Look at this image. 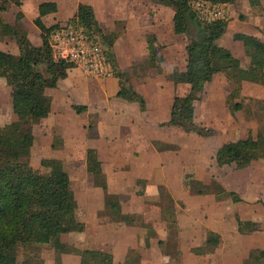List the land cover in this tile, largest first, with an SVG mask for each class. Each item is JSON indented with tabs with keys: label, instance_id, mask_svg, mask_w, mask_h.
I'll use <instances>...</instances> for the list:
<instances>
[{
	"label": "crops",
	"instance_id": "1",
	"mask_svg": "<svg viewBox=\"0 0 264 264\" xmlns=\"http://www.w3.org/2000/svg\"><path fill=\"white\" fill-rule=\"evenodd\" d=\"M30 1L22 0L20 7L12 6L22 14L28 38L39 4L54 2L57 6L56 13L43 18L46 26L72 18L79 3L90 5L103 32L117 34L111 49L114 72L127 75V84L145 101V110L141 111L137 103L116 97L118 76L89 78L77 67L68 71L56 89L47 90L51 111L33 127L30 149L37 147L45 154L43 159L61 161L69 176L77 202V227L68 235L72 239L67 243L79 249L110 253L116 264L124 262L129 250L139 253V264H171L173 256L178 264H243L251 250H264V203L255 197V180L247 174L259 161L243 169L229 166L234 169L229 174L221 172L214 155L224 143L215 132L197 135L161 126L169 120L173 97L188 92L187 85H174L167 80L173 71L182 72L186 68L187 38L173 33L172 9L152 0H47L37 4ZM240 1L246 7L247 18L240 24L233 20L235 31L228 22L225 33L231 30L236 38L251 36L264 43V16L260 12L254 15L255 9ZM260 2L264 8V0ZM60 8L66 15L58 18ZM39 33L37 29L38 37ZM150 36L156 39V57L140 69L138 66L149 59ZM220 46L227 48L243 68H254L250 58L244 56L242 46L241 50L233 44ZM231 75L233 72L229 70L214 75L203 92L216 78L224 80L230 89L227 78ZM244 85L255 84L244 82L242 88ZM73 106H83L85 110L77 114ZM54 137L60 142L52 147ZM87 149L97 152L106 189L95 187L86 171ZM243 171L242 192L249 197L240 195L241 188L236 182ZM212 179L236 193L240 202L233 203L231 199L217 202L213 195L190 193V181L207 185ZM109 194L117 196L123 214L139 216L149 228L113 223L103 213ZM234 205L241 209L235 211ZM237 219L251 222L252 231L238 233ZM208 232L219 236L214 252L195 256L191 250L204 244ZM242 237L250 244L244 246ZM76 258L63 255L62 264L66 260L79 264Z\"/></svg>",
	"mask_w": 264,
	"mask_h": 264
},
{
	"label": "trees",
	"instance_id": "2",
	"mask_svg": "<svg viewBox=\"0 0 264 264\" xmlns=\"http://www.w3.org/2000/svg\"><path fill=\"white\" fill-rule=\"evenodd\" d=\"M202 1L231 5L237 0H152L155 4L172 9L173 33L187 38L186 68L182 72L173 71L167 75V80L174 85H187L188 92L173 97L169 120L161 126L175 127L197 135L209 132L195 122V104L200 101L204 86L212 81L214 75L225 70L233 72L227 78L230 86L226 98L228 102L240 99L244 82L264 88V43L251 36L234 38L242 43L244 56L250 58L254 66L253 69L243 68L227 48L217 44L226 31V20L204 23L193 11L192 4ZM260 1L246 0L249 7L264 16ZM21 4L22 0H0V38L13 39L18 50V54L0 50V79L10 88L11 111L15 117L14 121L0 127V264H18L19 248L44 241L53 252V264H62L63 255L77 256L79 264H116L110 253L79 249L63 240L77 227V202L61 161L41 159L40 165L48 170V174L44 175L19 160L21 152L33 146V127L48 117L51 111V98L47 90L56 89L68 71L75 68L74 64L55 60L48 43L50 35L67 27L83 29L91 39L105 48L113 75L118 76L120 81L116 97L137 103L141 111L145 110V101L123 80L125 74L114 72L111 49L117 34L103 32L90 5L79 3L72 18L62 24L46 26L43 18L56 13L57 6L54 2L39 4L38 15L33 23L40 32V41L33 46L22 24L21 13L15 15L11 24L1 17L10 7H20ZM150 37L152 39L148 38L147 46L149 59L138 66L140 69L147 67L156 57L155 37ZM256 102L258 113L264 116V100ZM242 105L240 101L235 102L234 112L241 111ZM73 109L79 114L85 107L73 106ZM58 142L60 140L54 137L52 147ZM263 159L264 126L255 136L224 143L214 155L218 167L233 166L235 169L246 168L252 162ZM86 171L92 175L95 187L106 189L101 162L94 149L86 151ZM189 188L193 194L213 195L217 202L226 199H231L233 203L240 202L236 193L225 190L215 179L207 185L192 180ZM103 213L113 223L149 228L139 216L123 214L116 195L107 196ZM237 231L249 234L252 231L251 222L237 219ZM218 237V234L208 232L204 244L191 252L195 256L212 254ZM139 261V253L129 250L122 264H139ZM243 264H264V250H251Z\"/></svg>",
	"mask_w": 264,
	"mask_h": 264
},
{
	"label": "rangeland",
	"instance_id": "3",
	"mask_svg": "<svg viewBox=\"0 0 264 264\" xmlns=\"http://www.w3.org/2000/svg\"><path fill=\"white\" fill-rule=\"evenodd\" d=\"M47 0H31V3H38ZM245 2L246 0H242ZM245 4H248L245 2ZM26 3L24 2V6ZM226 8V22L236 21L235 24H240L243 22L245 18H247L245 14L246 7L241 3L240 0H237L236 3L231 4V7ZM17 10L14 7L11 10L6 11L2 15L4 19L10 23H12L15 19V15L17 14ZM259 14L258 10H255L254 15ZM35 14L37 15V11L35 10ZM66 15L62 8L58 10L57 17ZM232 18V19H231ZM49 24V23H46ZM28 26V25H27ZM32 26V31L29 32V38L33 46L39 44V37L37 35V27L32 22L30 24ZM236 28H233L235 31ZM231 31V30H230ZM228 31L225 33L218 41V45H238L241 50V43H236L234 40V35ZM232 31V32H233ZM0 50L11 52L13 54H18V50L14 43L13 39L10 38H0ZM243 58V57H242ZM252 62L251 59H249ZM243 63V62H242ZM243 65H248L247 63H243ZM80 69V68H78ZM232 72L231 70H229ZM92 78V77H89ZM95 79H107V78H95ZM123 80L127 82V75L123 77ZM230 92L228 85L224 80H218L217 78L213 81V83L207 87L199 102L195 105V116L196 122L199 124L201 122V126L203 124L204 130L209 132H215L222 143H227L230 141H234L237 139L245 138L249 135L255 136L257 131L264 126V116L263 113L259 114L257 109V100H264V88L258 85H244L241 90L240 99L234 101H226V96ZM242 102V110L239 112H234L235 102ZM15 120V117L11 111L10 104V88L6 85L3 79H0V127L12 122ZM37 140L39 141V135H36ZM37 145V143H35ZM45 157V154H41L39 149L34 148L33 150L29 149L26 151H22L20 155V162L27 165V167L31 168L34 171H37L41 174H48V170L43 168L40 165V160ZM262 165V166H261ZM264 159L253 164L252 168L247 172L250 173L254 181V189L253 193L255 197L259 200V203H264ZM221 172H231L234 170L232 167L225 166L221 167ZM239 174V173H238ZM241 177H238L236 182L239 184L241 191L240 195L244 196L249 194L247 192H242L244 188V182L242 177H245V172L243 171ZM92 180L93 177L90 175ZM223 176V175H222ZM235 184V183H233ZM237 206V207H236ZM233 209L235 211H239L241 207L239 205H234ZM243 239V245H249L250 241ZM72 239L71 236H66L63 238L65 242H69ZM53 252L47 246L46 241L40 244H28L23 248H19L17 250V259L18 264H53ZM78 259V258H76ZM171 264H178V259L174 258ZM65 264H75L72 260H66Z\"/></svg>",
	"mask_w": 264,
	"mask_h": 264
},
{
	"label": "built area",
	"instance_id": "4",
	"mask_svg": "<svg viewBox=\"0 0 264 264\" xmlns=\"http://www.w3.org/2000/svg\"><path fill=\"white\" fill-rule=\"evenodd\" d=\"M192 9L204 23L226 19L223 4L196 2ZM55 60L74 64L75 67L92 78H110L113 75L112 64L105 54V48L91 39L83 29L67 27L54 31L48 40Z\"/></svg>",
	"mask_w": 264,
	"mask_h": 264
}]
</instances>
